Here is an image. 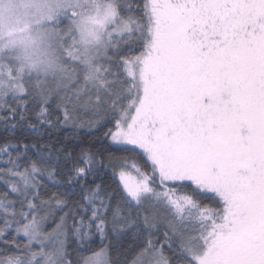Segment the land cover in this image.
Returning a JSON list of instances; mask_svg holds the SVG:
<instances>
[{
	"label": "snow or ice",
	"instance_id": "1",
	"mask_svg": "<svg viewBox=\"0 0 264 264\" xmlns=\"http://www.w3.org/2000/svg\"><path fill=\"white\" fill-rule=\"evenodd\" d=\"M22 6L0 47V264H264V0Z\"/></svg>",
	"mask_w": 264,
	"mask_h": 264
},
{
	"label": "rangeland",
	"instance_id": "2",
	"mask_svg": "<svg viewBox=\"0 0 264 264\" xmlns=\"http://www.w3.org/2000/svg\"><path fill=\"white\" fill-rule=\"evenodd\" d=\"M25 0H11L12 7L0 13V47L7 46L13 39L22 35L25 23L32 20L35 12L22 5ZM19 54V49L15 50ZM88 118V117H85Z\"/></svg>",
	"mask_w": 264,
	"mask_h": 264
},
{
	"label": "trees",
	"instance_id": "3",
	"mask_svg": "<svg viewBox=\"0 0 264 264\" xmlns=\"http://www.w3.org/2000/svg\"><path fill=\"white\" fill-rule=\"evenodd\" d=\"M82 119L85 121V123L77 129H71V131L76 132L78 134V139L84 141L85 144L98 141L99 138L103 135V133L102 132L93 133V129L89 127L87 124L88 118L83 117ZM2 135H4L3 128L0 127V136ZM93 247H95V245Z\"/></svg>",
	"mask_w": 264,
	"mask_h": 264
}]
</instances>
